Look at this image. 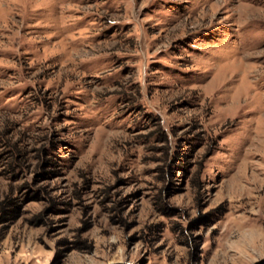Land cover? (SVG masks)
Masks as SVG:
<instances>
[{
	"label": "rangeland",
	"instance_id": "1",
	"mask_svg": "<svg viewBox=\"0 0 264 264\" xmlns=\"http://www.w3.org/2000/svg\"><path fill=\"white\" fill-rule=\"evenodd\" d=\"M0 264H264V0H0Z\"/></svg>",
	"mask_w": 264,
	"mask_h": 264
}]
</instances>
